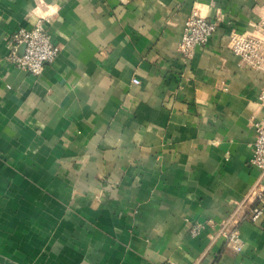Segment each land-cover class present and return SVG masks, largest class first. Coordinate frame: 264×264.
Returning <instances> with one entry per match:
<instances>
[{"label": "crops", "instance_id": "crops-1", "mask_svg": "<svg viewBox=\"0 0 264 264\" xmlns=\"http://www.w3.org/2000/svg\"><path fill=\"white\" fill-rule=\"evenodd\" d=\"M195 11L220 23L186 61ZM258 21L254 0H0V264H264V75L229 50ZM37 25L41 76L10 60ZM231 219L240 253L214 241Z\"/></svg>", "mask_w": 264, "mask_h": 264}, {"label": "built area", "instance_id": "built-area-1", "mask_svg": "<svg viewBox=\"0 0 264 264\" xmlns=\"http://www.w3.org/2000/svg\"><path fill=\"white\" fill-rule=\"evenodd\" d=\"M255 7L259 10V21L251 24L254 34L241 33L232 30L230 34L229 50L239 58V66L249 68L264 75V0H254ZM220 18L208 19L198 12H193L185 23L184 34L179 44V49L186 61H190L196 48H204L216 33ZM13 50L10 60L16 68L33 76H41L46 65L52 64L59 54L49 33L42 25L33 29H19L11 39ZM24 46L23 55H18V50ZM138 85L139 81L134 80ZM260 101L264 104V86L260 94ZM255 143L251 165L256 167L261 180L264 179V125L255 122ZM253 199L252 206L245 220L257 222L264 215V183L261 181L253 188L250 194ZM238 223L228 220L221 224L214 241L222 239L224 248H231L240 253L243 250ZM203 226L196 225L191 230L192 236H198Z\"/></svg>", "mask_w": 264, "mask_h": 264}, {"label": "water", "instance_id": "water-1", "mask_svg": "<svg viewBox=\"0 0 264 264\" xmlns=\"http://www.w3.org/2000/svg\"><path fill=\"white\" fill-rule=\"evenodd\" d=\"M24 46H21L20 48H19V51H18V55L19 56H22L23 55V50H24Z\"/></svg>", "mask_w": 264, "mask_h": 264}]
</instances>
